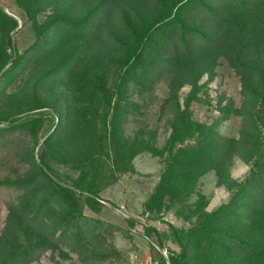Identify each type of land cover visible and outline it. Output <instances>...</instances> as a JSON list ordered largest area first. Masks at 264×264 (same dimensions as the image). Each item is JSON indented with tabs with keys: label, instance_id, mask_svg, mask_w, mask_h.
<instances>
[{
	"label": "trees",
	"instance_id": "16d2710c",
	"mask_svg": "<svg viewBox=\"0 0 264 264\" xmlns=\"http://www.w3.org/2000/svg\"><path fill=\"white\" fill-rule=\"evenodd\" d=\"M42 1L17 0V3L32 21L35 44L42 37L47 38L56 26L66 31L63 37L55 38L56 44L46 57L57 58V63L47 70L49 75L77 56V62L64 81L68 93L61 91L53 97L31 98L16 105L14 112L2 111L0 121H18L17 126L10 129L32 132L31 141L36 143L43 117L28 115L20 120L16 114L49 108L54 112L51 118L54 125L46 134L44 145L52 155L58 154V160L71 163V167L85 166L87 169L80 177L92 173L93 179L99 177L103 175L107 158L113 156L118 166L124 161L122 157L131 161L143 148L154 155H166L167 164L159 184L143 203L144 211L151 213L171 206L164 201L167 188L175 192L177 198L182 196L181 201L186 200L195 191L198 177L215 170L217 185L225 184L231 191L229 200L215 209L206 210L205 197L199 194L189 214L184 215L191 220L194 214L195 220L188 227L176 229L169 223L173 229L172 240L179 246L178 251L169 250V264H264V0H70V6L76 7L73 14H67L65 9L40 23L36 15L44 8L40 4ZM148 1H151V7L146 13L143 6ZM111 3L117 9L123 30L108 31L115 52L100 55L106 62L104 65L95 59L84 63L85 39L81 36L92 30L94 33L100 31L109 16ZM203 12L208 15L198 16ZM16 26V19L7 16L0 7V74L8 68L7 72H12L22 61V56L13 57L7 52L11 45L10 31ZM221 57L240 77L243 104L234 108L229 100L222 104L219 97V114L209 123L198 122L193 118L191 104L199 99V93L213 79ZM116 68L113 85H109L108 71ZM157 70L168 72L167 101L173 107L171 131L162 148L153 143L144 145L142 132L128 140L122 126L129 108L137 106L124 100L129 81L144 88L153 71ZM204 74L207 79L200 82ZM186 84L190 90L180 102L178 91ZM231 113L241 115L243 119L238 137L225 136L218 130ZM89 124L94 128L96 154L79 162L76 154L73 153L72 159V152L63 151L60 146H71L76 141L79 126ZM6 130L9 128L1 127L0 135ZM237 154L250 165L249 172L239 182L224 177L227 161ZM45 181L47 179L43 177L39 187L36 182L32 183V177L17 181L22 184L23 191L19 200L10 205L0 235V264L31 261L30 254L39 244L31 242L36 222L46 226L50 236L62 226V222L55 220L50 221L51 225L46 224L45 211L52 207L56 195H61L60 202L72 207L73 192L61 185L62 194L55 190L51 180ZM80 182L82 184L78 183V186L82 190L94 193L88 182ZM38 190L42 195L36 196ZM87 196L88 206L98 212L97 201L94 204L95 199ZM73 210L69 208L67 215L82 216L80 209ZM241 211L242 224L237 223L236 229L231 228V217ZM146 233H155L159 243H163V233L155 227L146 229Z\"/></svg>",
	"mask_w": 264,
	"mask_h": 264
},
{
	"label": "rangeland",
	"instance_id": "374dc122",
	"mask_svg": "<svg viewBox=\"0 0 264 264\" xmlns=\"http://www.w3.org/2000/svg\"><path fill=\"white\" fill-rule=\"evenodd\" d=\"M150 3L148 1L143 6L146 13L150 11ZM40 4L44 6L36 15L40 23L49 15L61 14L65 9L67 14H73L76 10V7L70 6V0H43ZM212 4L215 5L216 2L213 1ZM0 7L7 16L17 21V26L10 31L11 45L7 52L13 54V57L22 56V61L16 64L12 72H7L8 68L0 74V113L14 112L17 110L14 109L16 105L19 106L34 97H53L61 94V91L68 93L67 82L65 87L64 81L77 62V56L56 73L49 75L47 70L57 63V58L46 57L56 44L55 38L63 37L66 31L56 26L48 33L47 38L42 37L35 44L36 35L32 21L25 10L19 7L17 0H0ZM205 15L208 13L198 14ZM109 30L123 32L114 3H111L109 16L100 31L94 33L92 30L91 33L81 36L85 39L82 56L84 63L95 59L96 62H102V65L106 64L100 55L115 52ZM9 66L10 64L7 65ZM117 69H109V85H113ZM167 76V70L153 71L144 88L133 80L129 81L124 100L137 106L129 108L122 124L128 140L142 132L144 145L153 143L157 148L164 146L171 131L170 122L173 120V107L167 101ZM206 79L204 74L200 82ZM241 88L240 77L223 57L219 58L213 79L199 93V99L191 104L193 118L198 122H211L219 114V97L222 98V104L229 100L234 108H239L244 101ZM189 90L188 84L179 89L180 102H183ZM116 96L117 94L114 98ZM67 105L66 103L65 109ZM78 113L77 118L80 117ZM16 115L20 120L28 115L42 116L43 124L38 128L36 143H33L32 132L22 128L10 129L16 127L18 121H0V128H9L0 135V235L5 227L10 205L19 200L23 191L22 184L17 182L21 178L32 177V183L36 182L39 187L43 184V177H46L47 181L51 180L56 186V191L63 194L60 186L64 185L73 192L70 198L72 207L60 202L61 195H56L57 197L53 196L52 207L45 211L46 224L51 225L50 221L53 220L62 222V226L56 229L53 236H50L47 227L42 223L33 224L31 242L37 241L39 244L30 254L31 261L27 264H149V261L152 264H163L162 261L169 264V250H179L178 244L172 240L173 229L169 223L176 229L188 227L195 220L194 214L191 220L184 215L189 214V209L199 194L205 197L206 210L215 209L229 200L231 191L225 184L217 185V173L209 170L198 177L195 191L186 200L181 201L183 197L179 196L181 200L177 198L175 192L167 186L168 193L164 201L171 206L154 213L144 211L143 203L153 194L166 168V155H154L147 148H143L131 161L122 157L124 161L118 166L113 161V156L111 159L107 158L103 175L99 177L93 179V173L80 177L87 169L85 166L71 167V163L58 160V154L55 152L52 155L44 145V138L54 125L51 122L54 112L44 108L23 111ZM242 121L241 115L231 113L222 121L218 130L225 136L238 137ZM93 130L90 124L84 127L80 125L76 133L77 142L64 148L60 146V149L70 150L72 159L74 153L77 161L84 162L87 159L85 157L96 154ZM226 166L228 167L224 177L238 182L245 178L250 168L241 154L228 160ZM80 181L88 182L94 193L82 190L78 186ZM40 195L42 192L38 190L36 196ZM87 195L95 199L94 204L97 201L100 207L98 212L88 206ZM69 208L80 209L82 216H68L66 211ZM179 211H183V214H179ZM236 213L238 214L232 216L229 222L233 229H236L237 223L241 225L243 221V211ZM150 227L163 233L162 244L155 233H146V229Z\"/></svg>",
	"mask_w": 264,
	"mask_h": 264
},
{
	"label": "built area",
	"instance_id": "2783aa9c",
	"mask_svg": "<svg viewBox=\"0 0 264 264\" xmlns=\"http://www.w3.org/2000/svg\"><path fill=\"white\" fill-rule=\"evenodd\" d=\"M149 264H152V261H149Z\"/></svg>",
	"mask_w": 264,
	"mask_h": 264
}]
</instances>
